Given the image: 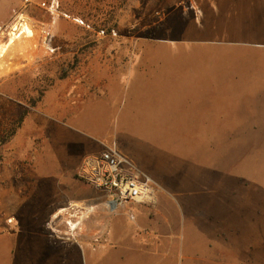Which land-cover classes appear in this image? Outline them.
<instances>
[{"label": "rangeland", "instance_id": "rangeland-1", "mask_svg": "<svg viewBox=\"0 0 264 264\" xmlns=\"http://www.w3.org/2000/svg\"><path fill=\"white\" fill-rule=\"evenodd\" d=\"M54 1L57 8H50L53 0H0L4 28L22 13L34 30L0 58V204L24 200L59 206L74 200L77 207L83 200L102 203L113 213L105 194L80 181L76 169L54 174L68 170L65 155L83 154L100 137L116 141L123 152L146 138L215 168L207 186L221 201L229 184L236 191L246 187L259 202L258 245L264 251V128H139L179 121L175 115L183 110V99L200 94L213 97L219 118L243 115V109L264 114V40L228 31L234 7L227 0ZM76 84L84 90L73 92ZM151 92L163 94L167 103L149 104ZM62 134L78 141L56 148ZM50 163L55 171L40 173ZM34 186L44 193L30 190ZM254 214L251 208V234ZM191 233L179 227L169 250L158 252L159 264H227L231 247L224 232L212 234L199 250L189 243ZM97 239L91 237L95 244L100 241L96 248L121 249L108 238ZM240 246L235 244V255ZM249 261L258 263L252 256Z\"/></svg>", "mask_w": 264, "mask_h": 264}, {"label": "crops", "instance_id": "crops-1", "mask_svg": "<svg viewBox=\"0 0 264 264\" xmlns=\"http://www.w3.org/2000/svg\"><path fill=\"white\" fill-rule=\"evenodd\" d=\"M227 1L234 7L229 15L232 28L228 31L232 34L249 35L264 40V0ZM79 90L84 89L77 84L73 85V92ZM262 95L264 96V93ZM212 99L209 94L184 98L181 103L183 110L175 115L179 121L171 122L175 125L160 121L153 122L155 123L153 125L143 124V127L139 128L141 130L264 128V122L259 120H264V116L261 117L264 114L258 116L252 109H243L239 111L243 115L237 114L236 117L225 114L219 118ZM148 102L163 106L164 102L167 103V97L151 92ZM164 117L166 116L162 115L161 120ZM218 119L223 121L219 122ZM228 119L238 121H225ZM59 131L61 133V130ZM59 136L56 137L58 140H55L56 148L78 141L63 134ZM107 141L114 140L100 137L97 142L86 145V152L83 154L74 157L65 155L64 163L68 170L58 171L54 176L67 175V171L78 167L86 154L100 151L103 142ZM98 142L101 144L99 150ZM125 152L159 182L160 189L153 203L133 204L134 218L130 217L126 208L107 213L102 203L91 204L83 200L76 201L80 203L76 205L77 207L72 204L74 200L59 206H54V203L49 206L44 201L17 200L1 203L0 264H159L162 254L159 257L158 252L169 250L172 236L179 235V227L182 226L186 227L188 232L191 228L189 243L197 250L203 248V242L210 241L212 234L218 235L224 232L228 246L231 247L225 253L227 264H245V262L250 264L251 256L257 260V264H260V257L264 259V251L260 252L258 245L260 207L256 204L259 202H254L246 187L241 186V189L236 191L233 185L229 184L225 188L226 193L225 190L222 192L225 196L221 201L219 193L211 191V186H207L208 178L215 168L202 163L199 159L169 149L167 145L153 143L146 138H142ZM47 171L50 173L55 171L53 164L50 163L48 170H43V166L40 167V173ZM30 190L44 193V189L38 186ZM251 208L257 211V215L254 214L251 219L253 231L257 226V232L252 231V234L249 232ZM201 209L205 211L202 215H198L197 211ZM56 211H60L59 219L52 218ZM11 217L13 221L9 222L8 219ZM212 217L216 220H212ZM69 218L80 220L83 224L87 223L91 229L84 231L81 226L74 230L70 229L66 224ZM91 237L98 238V241L108 238L112 243L119 244L121 249L96 248L100 241L95 244L91 242ZM235 244L241 245L242 249L237 251L236 255L233 250Z\"/></svg>", "mask_w": 264, "mask_h": 264}, {"label": "built area", "instance_id": "built-area-1", "mask_svg": "<svg viewBox=\"0 0 264 264\" xmlns=\"http://www.w3.org/2000/svg\"><path fill=\"white\" fill-rule=\"evenodd\" d=\"M25 1L30 3L35 0ZM40 4L48 6L47 1H42ZM57 6L53 0L50 8H57ZM22 19L33 30L29 20L24 14L19 13L9 28H4L0 24V41H2L1 37H8L9 39L10 32L16 30L13 29L15 26H20ZM43 33V38L47 40L49 33L46 30H43ZM33 34L27 36L26 32L22 31L17 39L31 37ZM75 173L80 181L105 194L109 210L115 212L121 208H126L132 218H134L132 205L135 203H153L160 189L159 182L141 168L132 157L123 152L116 141L103 142V148L100 151L86 154ZM8 221L12 222L13 218H9Z\"/></svg>", "mask_w": 264, "mask_h": 264}, {"label": "bare ground", "instance_id": "bare-ground-1", "mask_svg": "<svg viewBox=\"0 0 264 264\" xmlns=\"http://www.w3.org/2000/svg\"><path fill=\"white\" fill-rule=\"evenodd\" d=\"M79 22H81L80 19H77ZM15 31L10 32V38L7 41H0V58L5 54V52L8 50L11 44L17 39V36L19 35L20 32L24 31L26 32L27 36H30L33 34V30L27 25V23L22 19L20 26L14 27L13 28ZM73 204V203H72ZM86 208V207H85ZM93 208V207H92ZM91 210V209H90ZM94 210V209H93ZM82 211H80L81 213ZM86 212V211H85ZM85 215V214H84ZM61 216V215H60ZM87 216V215H85ZM52 218H58V212H55L52 216ZM78 218V217H77ZM76 218V219H77ZM81 218V217H80ZM59 219V218H58ZM73 219V218H72ZM68 219L66 220V224L69 225L70 229H77L80 226L85 229H89L90 226L87 223H82L80 220H72ZM57 220V219H56ZM54 224V223H53ZM69 229V228H68ZM91 229V228H90ZM81 230V229H80ZM93 230V229H92ZM95 230V229H94ZM91 231V230H90ZM78 233V232H77ZM87 233V232H86Z\"/></svg>", "mask_w": 264, "mask_h": 264}]
</instances>
